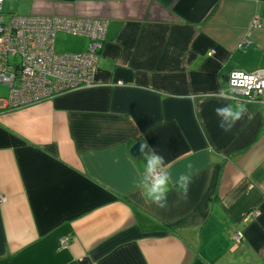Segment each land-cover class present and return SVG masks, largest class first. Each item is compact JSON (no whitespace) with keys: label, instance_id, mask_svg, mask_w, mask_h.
<instances>
[{"label":"crops","instance_id":"crops-1","mask_svg":"<svg viewBox=\"0 0 264 264\" xmlns=\"http://www.w3.org/2000/svg\"><path fill=\"white\" fill-rule=\"evenodd\" d=\"M3 6L107 26L93 86L14 109L0 98V264H264V104L204 98L231 70L264 68V28H250L264 0ZM73 36L65 52L86 48ZM226 103L247 109L227 133L214 111ZM138 140L174 179L191 174L186 199L175 187L166 208L145 197Z\"/></svg>","mask_w":264,"mask_h":264},{"label":"built area","instance_id":"built-area-1","mask_svg":"<svg viewBox=\"0 0 264 264\" xmlns=\"http://www.w3.org/2000/svg\"><path fill=\"white\" fill-rule=\"evenodd\" d=\"M3 2L0 0V84L9 89L7 108L28 106L95 84L94 74L105 41V19L76 15L7 14L2 9ZM250 28H264V18L256 14ZM57 32L86 37V48L58 52L55 48ZM248 44L249 39L244 38L237 48L244 49ZM223 89L234 97V102L264 104V68L231 70ZM258 213V210H253L244 220ZM232 239L238 246L243 240L242 232L234 231ZM68 242L67 237L60 239L63 247Z\"/></svg>","mask_w":264,"mask_h":264},{"label":"clouds","instance_id":"clouds-1","mask_svg":"<svg viewBox=\"0 0 264 264\" xmlns=\"http://www.w3.org/2000/svg\"><path fill=\"white\" fill-rule=\"evenodd\" d=\"M204 98H216L225 101L234 99L224 89H220L215 93L209 92L204 95ZM214 111L219 119V128L227 133L233 129L238 121L243 119L247 109L243 104L226 103L223 106L216 107ZM140 153L144 160V171L141 174L138 186L144 189L145 197L148 200L161 209L166 208L170 187H175L182 198H187L191 174L180 173L174 179L167 170L168 166L164 156L155 149L150 148L146 142L141 144Z\"/></svg>","mask_w":264,"mask_h":264},{"label":"rangeland","instance_id":"rangeland-1","mask_svg":"<svg viewBox=\"0 0 264 264\" xmlns=\"http://www.w3.org/2000/svg\"><path fill=\"white\" fill-rule=\"evenodd\" d=\"M3 11L5 13H13L15 12L12 9L3 6ZM16 13V12H15ZM78 36L68 35L64 32H57L55 37V47L58 52H65L71 49L74 46V43L78 41ZM9 89L5 85L0 84V98H6L8 95Z\"/></svg>","mask_w":264,"mask_h":264},{"label":"water","instance_id":"water-1","mask_svg":"<svg viewBox=\"0 0 264 264\" xmlns=\"http://www.w3.org/2000/svg\"><path fill=\"white\" fill-rule=\"evenodd\" d=\"M143 142L141 140L136 141L131 147H130V154L133 156L140 154V146Z\"/></svg>","mask_w":264,"mask_h":264}]
</instances>
